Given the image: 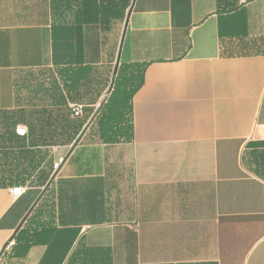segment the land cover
Masks as SVG:
<instances>
[{"label": "crops", "instance_id": "1", "mask_svg": "<svg viewBox=\"0 0 264 264\" xmlns=\"http://www.w3.org/2000/svg\"><path fill=\"white\" fill-rule=\"evenodd\" d=\"M0 264H264V0H0Z\"/></svg>", "mask_w": 264, "mask_h": 264}, {"label": "trees", "instance_id": "2", "mask_svg": "<svg viewBox=\"0 0 264 264\" xmlns=\"http://www.w3.org/2000/svg\"><path fill=\"white\" fill-rule=\"evenodd\" d=\"M144 72V66H120L113 83L112 93L97 115L101 137L104 141L118 143L132 138V100L144 84ZM14 141L21 148L25 138L14 136ZM34 180V175H31L28 179L29 187L34 186ZM13 187H27V185L15 184Z\"/></svg>", "mask_w": 264, "mask_h": 264}, {"label": "built area", "instance_id": "3", "mask_svg": "<svg viewBox=\"0 0 264 264\" xmlns=\"http://www.w3.org/2000/svg\"><path fill=\"white\" fill-rule=\"evenodd\" d=\"M100 107H101V104L99 105V108ZM71 110H72L73 116H75V117L76 116H82L83 113H84V107L82 105H73L71 107ZM16 134L20 138H26L28 136V130H27V128L25 126L18 125L16 127ZM63 163H64V159H60L57 162H55L54 171H58ZM25 190H26L25 187H14V188L11 189V193L14 196H21ZM14 244H15V242L12 241L9 246H12Z\"/></svg>", "mask_w": 264, "mask_h": 264}, {"label": "water", "instance_id": "4", "mask_svg": "<svg viewBox=\"0 0 264 264\" xmlns=\"http://www.w3.org/2000/svg\"><path fill=\"white\" fill-rule=\"evenodd\" d=\"M125 32H126V28H125ZM124 37H125V33H124V36H123V39H122V42H121V47H120V53H121V50H122V46H123V43H124ZM121 55V54H120ZM120 55H119V58H118V61H117V66H116V69H115V75L117 74L118 72V68H119V65H120Z\"/></svg>", "mask_w": 264, "mask_h": 264}]
</instances>
